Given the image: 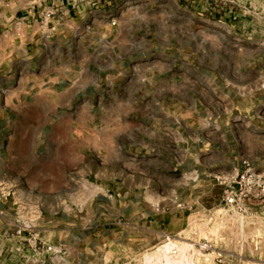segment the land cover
Wrapping results in <instances>:
<instances>
[{"label":"crops","instance_id":"0c3cea01","mask_svg":"<svg viewBox=\"0 0 264 264\" xmlns=\"http://www.w3.org/2000/svg\"><path fill=\"white\" fill-rule=\"evenodd\" d=\"M51 3L0 0V167L29 183L49 155L3 152H66L38 182L86 171L140 223L221 203L214 178L244 161L264 173V0H57L44 21ZM239 216L232 243L264 246V205Z\"/></svg>","mask_w":264,"mask_h":264},{"label":"rangeland","instance_id":"374dc122","mask_svg":"<svg viewBox=\"0 0 264 264\" xmlns=\"http://www.w3.org/2000/svg\"><path fill=\"white\" fill-rule=\"evenodd\" d=\"M259 30L264 21L256 23ZM35 154H48L49 167L36 168L29 183L17 164L0 167V177L12 173L16 179L0 183V264H231V255L240 256L239 264H264L263 236L252 246L232 243L239 215L214 193L202 214L168 206L171 213L140 223L121 213L124 199L105 191L110 183H93L86 171H69L62 183L38 182L43 174L54 178L53 165L66 152H3V159L29 164L41 160ZM165 244L172 246L166 253Z\"/></svg>","mask_w":264,"mask_h":264},{"label":"built area","instance_id":"2783aa9c","mask_svg":"<svg viewBox=\"0 0 264 264\" xmlns=\"http://www.w3.org/2000/svg\"><path fill=\"white\" fill-rule=\"evenodd\" d=\"M69 6H83L92 8L97 0H66ZM110 2L112 0H106ZM57 0H52L49 8L43 12V20H52L58 10ZM215 184L221 189V204L230 208L234 213L245 215L251 204L264 205V173L259 172L248 162H242L240 168L231 173L214 178Z\"/></svg>","mask_w":264,"mask_h":264},{"label":"bare ground","instance_id":"6f19581e","mask_svg":"<svg viewBox=\"0 0 264 264\" xmlns=\"http://www.w3.org/2000/svg\"><path fill=\"white\" fill-rule=\"evenodd\" d=\"M170 248H172V246L170 244H165L162 247V251L166 253V251L170 250Z\"/></svg>","mask_w":264,"mask_h":264}]
</instances>
